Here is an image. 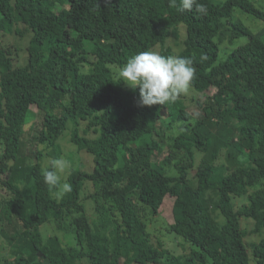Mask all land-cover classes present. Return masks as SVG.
Masks as SVG:
<instances>
[{
  "label": "trees",
  "instance_id": "obj_1",
  "mask_svg": "<svg viewBox=\"0 0 264 264\" xmlns=\"http://www.w3.org/2000/svg\"><path fill=\"white\" fill-rule=\"evenodd\" d=\"M200 2L207 15L170 7L169 0H0V34L18 25L32 33L24 65L0 45V224L10 242L0 264H121L122 258L136 264L163 258L167 264H264V40L232 22L236 9L263 21L264 11L250 0ZM241 36L247 43L219 60L220 46ZM171 39L179 52L168 46ZM157 46L161 55L192 59L190 89L212 94L203 102L191 99L196 112L179 98L139 106L138 89H127L111 71ZM32 108L43 118L32 138L51 149L45 154L23 152ZM163 113L177 123L168 136L173 122L160 128ZM70 123L76 126L71 142L92 156L93 168L72 169V191L58 200V189L43 182L42 159L59 158L58 141ZM155 138L160 147L169 141L160 162L152 158ZM227 148L224 169L217 161ZM179 150L186 161L174 164L177 176L166 175ZM194 150L203 155L197 166ZM27 157L35 163H26ZM86 183L92 186L86 196L94 204L92 221L80 201ZM167 196L173 198L169 231L193 247L186 255L154 245L138 207L156 214ZM235 198L245 203L236 208ZM241 219L251 225L249 232ZM48 225L75 246L43 233ZM249 234L258 241L248 243Z\"/></svg>",
  "mask_w": 264,
  "mask_h": 264
},
{
  "label": "rangeland",
  "instance_id": "obj_2",
  "mask_svg": "<svg viewBox=\"0 0 264 264\" xmlns=\"http://www.w3.org/2000/svg\"><path fill=\"white\" fill-rule=\"evenodd\" d=\"M253 5L258 8L259 10L264 11V0H250ZM240 22L242 23L246 28H248L253 34H261L262 39L264 40V21L256 18L255 16L245 13L240 9H236L233 13L232 22ZM138 29H141V25L138 27ZM32 33L25 29L23 25H18L16 27H13L10 32H7L5 34H0V45L4 46L5 48L9 49L12 53V57L15 61L16 65H24L28 58L27 48L29 46V42L31 40ZM184 37V30L181 29L180 32V40H182ZM248 38L246 36H241L237 38L233 44L226 45L223 44L220 46V54H219V60H222L225 58L226 54L232 51L233 49L237 48L238 46L247 43ZM180 43V41H179ZM168 46L172 48L173 51L176 53L179 52V44L178 42L175 44V42L171 39L168 41ZM85 50L89 54V47L88 45L85 46ZM152 51H155L157 53L160 52V47L157 46ZM119 68L111 66V71L113 74L118 78L119 74ZM83 72V70H81ZM84 71H86V68H84ZM125 87L129 89L126 85ZM215 91V90H214ZM211 93H207L204 96H199L195 91L192 89H189V91L186 94H182L179 99L183 100L184 104L187 106V108L192 109L193 111H197L198 108L194 106L195 101H191L192 98L200 99V102H203L205 98L211 96ZM32 116L30 123L26 126L25 132L23 134L22 140L24 143L23 152L24 154H29V151L32 149L34 151L40 150L44 154L47 152H50V148H45L43 144L37 143L36 141H33V136L38 133L42 129V121L43 118L40 113L35 108H32ZM170 122H173L171 117L167 113H163L162 118L159 121V127L162 129H166ZM173 125H171V128L166 129L165 135L168 136L171 133L173 134L176 131V125L177 123L173 122ZM76 126L74 124H69L68 129L65 131L62 138L58 141L59 146V158H64L69 161L70 167L65 171V173L62 175V179L66 178L69 174V172L72 169L79 168L82 166V170L85 172H91L93 168V159L92 156L87 154L84 151H78L77 147L71 142L72 132L73 129ZM174 127V128H173ZM79 134L83 135V129L84 125L82 122L78 124ZM243 147L248 146V142L242 143ZM2 152V147H0V153ZM169 152V141L165 140V143L163 147L159 146L158 138H155V142L153 144L151 153L152 158L154 161L160 162L162 161ZM195 153V164L196 166L200 163V160L202 159L203 155L199 153L198 151L194 150ZM231 153L229 149H223L221 151V155L219 160L217 161L219 166H223L225 169V166L229 165L230 162L227 160L226 156L227 154ZM52 159L50 156H46L42 159V167L50 160ZM185 162L186 161V154L184 153V150H179V152L173 157L170 164H168L165 167V174L169 176H177V172L175 169L174 164L177 162ZM26 163L28 164H34L35 159L34 158H26ZM81 168V167H80ZM59 191V189H58ZM56 191V192H58ZM92 191V186L89 183H86L84 185V188L80 194V201L85 207V213L90 221L94 219V204L92 200L86 199V196ZM55 192V193H56ZM53 194V196L56 199H60L62 196ZM214 192L209 191L207 193L208 198L214 199ZM243 203H245V199L243 198H235L234 204L235 207H240ZM172 206H173V198L166 197L158 210L156 214H152L149 211H146V209H143L141 206H138L142 209L141 215L143 219L147 223V229L152 237V243L154 245H157L158 242H161L163 244V247L167 249L171 254L173 255H186L188 254L193 247L185 243L183 239L176 235L175 233L169 231V225L173 222L172 217ZM32 212V206H29L27 209V215H29ZM211 215L221 221L222 217L219 214L218 211L210 210ZM241 227L245 229L246 231L251 230V225L248 221L241 219ZM43 233H45L47 236L54 235L58 236L63 243H67L68 245L74 247L75 241L72 239H68L67 237H64L62 233H58L53 229L52 225L45 226L42 228ZM9 231L7 230V227L2 226L0 224V260L3 259L5 256H7L9 252V246L10 242L8 239ZM259 237L255 235H247L245 240L248 243L256 242L258 241ZM47 262L44 261L43 264H46ZM121 264H136L133 261H131L129 258H122L120 259ZM158 264H167V259L163 258ZM250 264H253L252 262Z\"/></svg>",
  "mask_w": 264,
  "mask_h": 264
},
{
  "label": "clouds",
  "instance_id": "obj_3",
  "mask_svg": "<svg viewBox=\"0 0 264 264\" xmlns=\"http://www.w3.org/2000/svg\"><path fill=\"white\" fill-rule=\"evenodd\" d=\"M169 6L184 11L207 15V5L200 0H169ZM196 69L191 58L165 56L152 50L141 51L129 57L120 68L119 82L135 91L138 89V105L152 106L173 103L186 94L195 79ZM70 167L64 158L50 159L41 169L45 185L59 189L56 195L71 193L72 185L62 175Z\"/></svg>",
  "mask_w": 264,
  "mask_h": 264
}]
</instances>
